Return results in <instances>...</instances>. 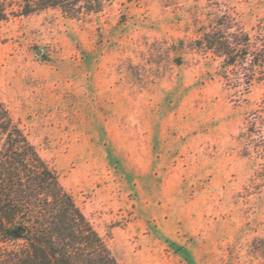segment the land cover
Instances as JSON below:
<instances>
[{"label": "rangeland", "instance_id": "1", "mask_svg": "<svg viewBox=\"0 0 264 264\" xmlns=\"http://www.w3.org/2000/svg\"><path fill=\"white\" fill-rule=\"evenodd\" d=\"M218 2L0 22V102L120 264H264V81L195 45L226 13L260 48L264 0Z\"/></svg>", "mask_w": 264, "mask_h": 264}, {"label": "trees", "instance_id": "2", "mask_svg": "<svg viewBox=\"0 0 264 264\" xmlns=\"http://www.w3.org/2000/svg\"><path fill=\"white\" fill-rule=\"evenodd\" d=\"M139 0H124L125 4ZM219 0H205L218 7ZM109 0H0V22L47 8L69 18L81 10L97 14ZM208 13V12H207ZM209 15V14H208ZM230 15L209 19L195 45L219 58L218 74L247 59V92L264 81V44L256 47L251 34ZM174 46L182 48L180 40ZM180 65V58H174ZM259 72V76L256 73ZM0 264H120L104 240L62 188L58 175L0 102Z\"/></svg>", "mask_w": 264, "mask_h": 264}, {"label": "water", "instance_id": "3", "mask_svg": "<svg viewBox=\"0 0 264 264\" xmlns=\"http://www.w3.org/2000/svg\"><path fill=\"white\" fill-rule=\"evenodd\" d=\"M39 53H40V51L38 50V51H37V54H39Z\"/></svg>", "mask_w": 264, "mask_h": 264}]
</instances>
